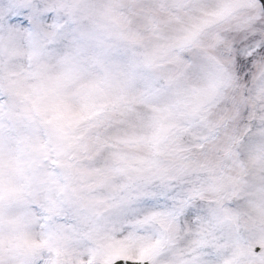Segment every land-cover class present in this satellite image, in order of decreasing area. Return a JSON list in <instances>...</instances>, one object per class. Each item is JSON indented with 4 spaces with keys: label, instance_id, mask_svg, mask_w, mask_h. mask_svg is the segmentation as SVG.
Here are the masks:
<instances>
[{
    "label": "snow or ice",
    "instance_id": "6c2138e0",
    "mask_svg": "<svg viewBox=\"0 0 264 264\" xmlns=\"http://www.w3.org/2000/svg\"><path fill=\"white\" fill-rule=\"evenodd\" d=\"M0 264H264V0H0Z\"/></svg>",
    "mask_w": 264,
    "mask_h": 264
}]
</instances>
